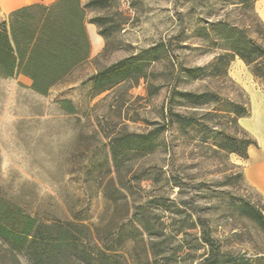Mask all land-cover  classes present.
Listing matches in <instances>:
<instances>
[{
  "label": "rangeland",
  "instance_id": "374dc122",
  "mask_svg": "<svg viewBox=\"0 0 264 264\" xmlns=\"http://www.w3.org/2000/svg\"><path fill=\"white\" fill-rule=\"evenodd\" d=\"M243 1L81 0L84 63L44 96L24 78L0 80V222L30 218L48 237L135 264H198L204 250L186 255L180 231L200 219L223 254L264 264V232L242 207L264 216V199L245 179L247 160L219 149L244 134L264 144V84L238 57L211 67L253 36L256 17L264 26V0ZM202 93L213 95L205 105L183 95ZM0 264L32 263L0 241Z\"/></svg>",
  "mask_w": 264,
  "mask_h": 264
},
{
  "label": "trees",
  "instance_id": "16d2710c",
  "mask_svg": "<svg viewBox=\"0 0 264 264\" xmlns=\"http://www.w3.org/2000/svg\"><path fill=\"white\" fill-rule=\"evenodd\" d=\"M254 0H245L242 5L253 8ZM86 5L81 0H56L49 5L32 4L19 8L10 13L7 20L0 24V77L11 78L22 75L29 79V89L36 94L46 95L55 84L64 79L74 68L89 58V42L85 29ZM257 20V28L252 31L253 36L243 42L230 43L226 53L219 56L211 67L217 66L222 58L238 57L247 66L250 73L264 84V26ZM219 26H226L219 22ZM261 35L258 38V35ZM103 74H98L96 83L99 84ZM103 89V88H102ZM101 89V90H102ZM188 99L205 105L210 93L199 95L183 94ZM218 112V110H213ZM230 119L235 121L244 116V111H226ZM178 123L189 122L188 118H178ZM191 123V122H189ZM255 145L254 141L244 134L242 138H232L230 148L219 146L226 154H235L244 160L248 159L247 149ZM116 154L117 146L111 148ZM238 177L244 179L243 173ZM245 213L258 223L264 232V216L255 211L247 202H243ZM18 226V227H17ZM12 228L0 222V241L12 252H23L32 264L61 263L65 259H75L79 264H110L112 261L125 264H135V258L116 252L99 250L91 253L84 249V241L75 238L53 239L42 231L49 227L34 226V221L25 218L23 222ZM198 229L197 234L188 231ZM147 235L153 230L143 225ZM183 233L186 255L199 249L204 250L198 264H241L229 253H222V242L211 235V229L206 220L187 224ZM156 244H151L154 247ZM68 249L77 250L72 256ZM154 251V250H153ZM264 256V253H258ZM156 255V252H153ZM130 257V256H129Z\"/></svg>",
  "mask_w": 264,
  "mask_h": 264
},
{
  "label": "crops",
  "instance_id": "0c3cea01",
  "mask_svg": "<svg viewBox=\"0 0 264 264\" xmlns=\"http://www.w3.org/2000/svg\"><path fill=\"white\" fill-rule=\"evenodd\" d=\"M45 0H0V24L7 20L11 12L22 8L27 5L44 3ZM46 5L51 3L45 2ZM92 53V50H91ZM24 78L28 81L30 86V81L22 75L11 78H1L0 80H20ZM247 166L244 169V176L246 181L249 183L255 191H257L260 196L264 199V144L261 142L259 144V150H256L254 147L249 146L247 149ZM254 160H253V159Z\"/></svg>",
  "mask_w": 264,
  "mask_h": 264
}]
</instances>
